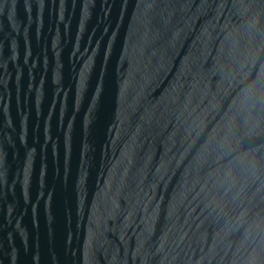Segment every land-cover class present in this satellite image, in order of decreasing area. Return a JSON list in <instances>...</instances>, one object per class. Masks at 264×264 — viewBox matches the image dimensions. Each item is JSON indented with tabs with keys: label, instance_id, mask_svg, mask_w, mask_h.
<instances>
[{
	"label": "water",
	"instance_id": "95a60500",
	"mask_svg": "<svg viewBox=\"0 0 264 264\" xmlns=\"http://www.w3.org/2000/svg\"><path fill=\"white\" fill-rule=\"evenodd\" d=\"M0 264H264V0H0Z\"/></svg>",
	"mask_w": 264,
	"mask_h": 264
}]
</instances>
